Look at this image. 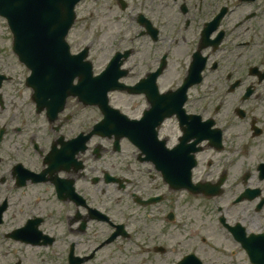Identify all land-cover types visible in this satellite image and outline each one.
Listing matches in <instances>:
<instances>
[{
    "label": "flooded vegetation",
    "instance_id": "af4514ba",
    "mask_svg": "<svg viewBox=\"0 0 264 264\" xmlns=\"http://www.w3.org/2000/svg\"><path fill=\"white\" fill-rule=\"evenodd\" d=\"M127 3L85 19L101 49L109 12L127 26L98 71L121 53L125 87L89 97L104 108L79 95L40 107L0 17L2 234H37L16 242L51 264H264V0ZM203 199L220 233L190 226Z\"/></svg>",
    "mask_w": 264,
    "mask_h": 264
},
{
    "label": "water",
    "instance_id": "95a60500",
    "mask_svg": "<svg viewBox=\"0 0 264 264\" xmlns=\"http://www.w3.org/2000/svg\"><path fill=\"white\" fill-rule=\"evenodd\" d=\"M79 0H0V13L6 15L16 34V49L21 52L27 65L33 70L36 85L42 79L47 86L72 79L80 74L91 77V67L83 68L81 61L69 60V46L65 35L75 19L74 7ZM67 54L64 60L50 61L47 52ZM47 53V54H46ZM65 65V66H64ZM64 66V67H63ZM60 71H63L61 74ZM60 73V74H57ZM111 71L109 76L113 75ZM63 86V85H62ZM106 86V84H105ZM108 89L110 86H106ZM205 193L210 190L203 188ZM215 193V192H214Z\"/></svg>",
    "mask_w": 264,
    "mask_h": 264
},
{
    "label": "rangeland",
    "instance_id": "374dc122",
    "mask_svg": "<svg viewBox=\"0 0 264 264\" xmlns=\"http://www.w3.org/2000/svg\"><path fill=\"white\" fill-rule=\"evenodd\" d=\"M83 6L84 5L82 4L81 8ZM117 12H119L118 9L108 13V18L111 19V21H112V27L111 28L113 29V32H110V30L107 29V32L111 34V35H109V34L107 35V38H109L110 42H105L102 49H101L102 38H100L99 42H96L94 35H88V34L83 35V30L86 29L85 24L79 23L78 26L73 29V31L69 37L70 42L73 43L75 46L74 49L82 47L88 39H91L94 37L91 58L94 59L97 67H100L104 63V60L109 56V54H111V52L113 50L112 45H114L116 43V41H113V42H111V41L114 40L118 34L123 33L125 31V28L127 27L125 24L120 23L119 16L116 14ZM98 22L101 25H103L107 22V20L105 21L103 18H100L98 20ZM105 27H107V26H105ZM113 33H115V34H113ZM0 35L4 38H7V35L5 33V29L0 28ZM81 40H82V43H81ZM76 45H78V46H76ZM1 58H2V56L0 55V59ZM7 63H8L7 59H2L0 65L5 66V65H7ZM44 189H45L44 194H46L48 192L46 190V186H44ZM208 202H210V201H208L207 199L202 200L201 212H199V207H197V211L193 212V215L197 214L196 215L197 219L196 218H194V220L192 219L190 226L193 227L194 225H199L198 223H201L204 229H208L211 225V227L208 230L216 231V232L220 233L221 231H219V229L216 228L215 223L212 224V221H211L212 220L211 215H213V217L215 219L216 212L218 211V209L213 202H210V203H208ZM211 210H212V214H211ZM188 221H189V219H188ZM196 221L198 223H196ZM3 231H4V229L0 230V249H2V253H3V255L0 254V264L12 263V262H15L16 260H18L21 255H23L21 253L24 250V246L14 242V241L7 240L5 235L2 234ZM108 231H109V228L106 229L105 233H109ZM190 231H191V229H190ZM7 251H11V254H9L8 256L6 255ZM23 252L25 253V255H23V256H24L26 263H30V264H51L50 260L44 261V259H43V257L47 256V252L42 254V253H40L41 251H38L37 249L27 250V251H23ZM58 260H59V264H64L63 258H58ZM55 264H58V263L56 262Z\"/></svg>",
    "mask_w": 264,
    "mask_h": 264
}]
</instances>
